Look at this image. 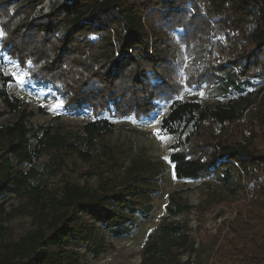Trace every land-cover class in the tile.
Wrapping results in <instances>:
<instances>
[{
	"label": "trees",
	"instance_id": "1",
	"mask_svg": "<svg viewBox=\"0 0 264 264\" xmlns=\"http://www.w3.org/2000/svg\"><path fill=\"white\" fill-rule=\"evenodd\" d=\"M26 1L36 3V8L43 2ZM149 1L153 0H61L43 16L41 24L45 43L52 44V50L43 56L39 51L32 53L38 56L44 77L63 86L66 103L73 109L84 108V100L98 108L121 97L116 103L117 115L139 117L149 112L161 91L169 96V92L177 95L183 89L175 83L176 78L152 86L148 72L160 76L164 61L151 33L161 27L167 33L168 27L184 26L182 43L192 58L187 83L205 84V92L216 102L177 100L161 119L163 133L175 138L170 155L175 178L197 180L213 175L231 193L241 192L249 198L235 220L219 228L224 239L211 261L264 264V97L252 108L243 96L231 98L243 85L251 84V79H264V0H204V9L194 6V14L185 9L186 0H158L155 4L162 7L158 27L148 16L154 7L144 8ZM211 25H216L219 33ZM219 35L225 40L215 42ZM136 67L142 68L143 79L134 77L130 87L135 83V90L116 96L117 81ZM99 71L103 75H98ZM36 113L23 99L0 88V120L5 119L0 122V144L6 143L7 152L20 164L31 165L48 153L67 150L84 162L102 157L113 172L119 169L122 150L103 144L114 132L108 119H96L73 133L53 122L35 126L32 119ZM62 164H49L43 170L31 166L23 171L10 159L0 160V197L12 194L32 200L37 224V229L20 241L0 244V264H80V254L67 248L70 243L83 245L93 257L107 247L96 233L95 223L119 237L130 231L126 225L135 213L148 215L152 211V196L159 189L154 177L162 174L161 165L134 161L116 190L109 187L112 180H103L98 166L87 172L90 177L98 176V189L66 183L62 194L55 196L47 189V176ZM187 209L174 199L167 207L170 216ZM83 216L94 224L82 222ZM4 221L0 209V239ZM189 246L191 238L184 226L164 224L157 231V240L145 249L143 263L164 264L163 255H171L173 264H182L172 250Z\"/></svg>",
	"mask_w": 264,
	"mask_h": 264
},
{
	"label": "rangeland",
	"instance_id": "2",
	"mask_svg": "<svg viewBox=\"0 0 264 264\" xmlns=\"http://www.w3.org/2000/svg\"><path fill=\"white\" fill-rule=\"evenodd\" d=\"M156 1L158 2L153 0L145 3L144 8L154 7L151 9L155 11L148 16L151 23L158 27L162 19L160 14L162 7L155 4ZM60 2L61 0H43L36 8V3L29 4L26 0H0V31L4 34L0 37V88L5 87L10 94L23 99L29 109L37 112L32 119L35 126L53 122L63 125L70 132L79 133L83 125L89 122L108 119L114 124V132L104 138L103 144L122 150L119 156V169L113 172L109 162L102 157L95 156L91 162H84L67 150L61 153H48L36 159L31 165L20 164L7 152L6 143L0 144V160L10 159L23 171H27L31 166L38 170H43L49 164L57 167V163L62 162V166L55 174L47 176V189L55 196L62 194L66 183L88 185L92 190L98 189L100 185L98 176L87 175L88 171H93L98 166L101 167L103 180H112L109 187L116 190L126 178L125 170L134 161L161 165L162 174L153 176L159 184L158 191L152 196L153 209L148 215L135 213L131 223L126 225L130 230L127 234L115 237L102 224H94L87 216H83L82 222L93 223L97 227L96 233L104 238L107 247L97 257H93L81 244L70 243L67 248L74 249L80 254V264H144L143 253L149 244L157 240L159 227L164 224H180L189 234L191 246L174 249L172 252L178 255L182 264H212V255L224 239L223 233H219V228L226 222L235 220L238 210L248 204L249 198L241 192L231 193L213 175L197 180H177L170 162L171 147L175 138L164 133L163 139L156 135L157 130L161 129V119L169 113L175 101L196 98L204 103L216 102V99L205 92V84L199 87L198 84L189 86L187 83V67L191 64L192 58L182 43L186 28L168 27L166 33L161 27L151 33V38L157 42L155 47L159 53L162 52L160 56L164 61L163 67L159 70L161 77L152 71L148 72L150 85L160 87L164 81L171 83L176 78L175 83L183 87L179 94L169 92L168 96L166 92L161 91V96L153 100V107L149 112L139 117L135 114L117 115L116 103L121 97L110 99L106 107L98 108L90 105L93 104L92 101L84 100L85 107L75 110L66 103L63 86L59 85V82L55 84L49 76L44 77L43 66L40 69L41 62L36 61L38 56L34 55L39 51L40 56H43L45 52L52 50V44L45 43L41 24L45 20L43 16L50 13ZM194 6H202L204 9V0H186L185 9L191 14L195 13ZM152 11L150 10V13ZM211 28L219 33L216 25H211ZM61 32L57 36L62 35L64 30ZM218 40L225 39L221 35L214 37L215 42ZM166 60L173 66H169L168 63L166 65ZM97 74L103 75L101 71ZM142 75L141 67L128 69L123 78L117 81L114 89L118 93L115 95L133 92L136 84L132 83L134 87H130V80H134L136 76L143 79ZM16 76L20 77L23 83L19 82ZM250 82L251 84L243 85L231 98L243 96L252 103V108L264 97V79H251ZM137 94L139 96L141 93ZM60 102L62 107L55 108ZM157 113H160L158 117ZM154 117L156 120L152 121L151 118ZM3 120L5 119H1L0 122ZM171 199L188 206V209L179 215L170 216L167 207ZM0 209L5 216L3 223L5 231L0 244L18 242L37 229L33 212L34 202L29 198H18L12 194L3 195L0 197ZM24 210L27 213H23ZM171 259V255H163L162 263L173 264Z\"/></svg>",
	"mask_w": 264,
	"mask_h": 264
},
{
	"label": "snow or ice",
	"instance_id": "3",
	"mask_svg": "<svg viewBox=\"0 0 264 264\" xmlns=\"http://www.w3.org/2000/svg\"><path fill=\"white\" fill-rule=\"evenodd\" d=\"M3 35H4L3 32L0 31V37H2ZM14 76H15V74H14ZM16 78L18 79L19 82L23 83V80L20 79V77L16 76ZM201 95H203V93H201ZM59 107H62V102L58 103V104L55 106V108H59ZM159 115H160V113H157V117H158ZM151 120H152V121L156 120V117L151 118ZM156 135H157L158 137H160L161 139H163V129L157 130Z\"/></svg>",
	"mask_w": 264,
	"mask_h": 264
}]
</instances>
